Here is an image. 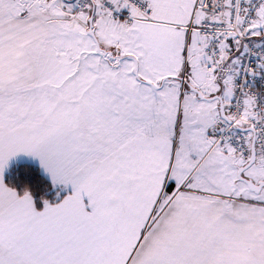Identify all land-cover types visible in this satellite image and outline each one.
Instances as JSON below:
<instances>
[{
  "label": "snow or ice",
  "instance_id": "obj_1",
  "mask_svg": "<svg viewBox=\"0 0 264 264\" xmlns=\"http://www.w3.org/2000/svg\"><path fill=\"white\" fill-rule=\"evenodd\" d=\"M0 264H264V0H0Z\"/></svg>",
  "mask_w": 264,
  "mask_h": 264
}]
</instances>
